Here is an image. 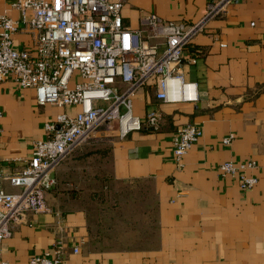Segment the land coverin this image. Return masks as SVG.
Returning <instances> with one entry per match:
<instances>
[{
  "label": "crops",
  "instance_id": "1",
  "mask_svg": "<svg viewBox=\"0 0 264 264\" xmlns=\"http://www.w3.org/2000/svg\"><path fill=\"white\" fill-rule=\"evenodd\" d=\"M14 1L0 0V13L18 21ZM215 1L122 0L120 15L132 29L145 14L191 24ZM12 47L34 51L25 32L12 36ZM179 67L183 81L195 84V100L162 103L147 82L131 100L132 113L143 120L158 111V130L123 138L113 125L97 131L54 171L55 187L45 195L50 212L28 213L10 226L0 260L27 264L32 256H50L60 238L62 264H264V0H235L208 20L181 52ZM75 109L38 106L32 89L0 82V170L22 168L32 144L45 138L44 123ZM185 124L198 126L201 135L177 167L171 140ZM229 134L231 142L223 144ZM223 162L255 166L222 178L217 167ZM240 174L256 179L253 188H239ZM117 181L149 184L156 228L145 247H103L92 237L83 204ZM2 187L17 191L7 182Z\"/></svg>",
  "mask_w": 264,
  "mask_h": 264
},
{
  "label": "built area",
  "instance_id": "2",
  "mask_svg": "<svg viewBox=\"0 0 264 264\" xmlns=\"http://www.w3.org/2000/svg\"><path fill=\"white\" fill-rule=\"evenodd\" d=\"M232 2H210L191 24L145 14L134 29L122 23V0H15L11 7L20 13L18 21L0 13V82L8 79L20 89H32L38 106L76 108L44 123L45 138L32 144L22 168L0 170V243L11 236L10 226L24 222L28 213L50 212L45 195L55 187L54 171L97 131L113 125L117 137L123 138L142 129L158 130V111L146 112L143 120L132 113L131 100L147 82H153L155 98L162 103L195 100V84L182 79L181 52L208 20ZM18 32L30 35L32 53L13 49L12 36ZM200 135L193 124L175 129L171 142L177 167ZM231 140L229 134L222 143ZM254 166L223 162L217 171L222 178H233ZM3 182L17 191L7 193ZM238 184L248 190L256 179L240 174ZM72 253H77L76 247ZM63 254L59 238L50 256H32L27 264H62ZM0 264L7 263L0 260Z\"/></svg>",
  "mask_w": 264,
  "mask_h": 264
},
{
  "label": "rangeland",
  "instance_id": "3",
  "mask_svg": "<svg viewBox=\"0 0 264 264\" xmlns=\"http://www.w3.org/2000/svg\"><path fill=\"white\" fill-rule=\"evenodd\" d=\"M105 185L83 204L92 237L112 248H142L152 243L156 209L149 184L117 181Z\"/></svg>",
  "mask_w": 264,
  "mask_h": 264
}]
</instances>
